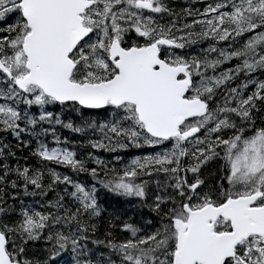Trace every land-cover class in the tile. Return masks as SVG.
<instances>
[{
	"label": "snow or ice",
	"instance_id": "1",
	"mask_svg": "<svg viewBox=\"0 0 264 264\" xmlns=\"http://www.w3.org/2000/svg\"><path fill=\"white\" fill-rule=\"evenodd\" d=\"M0 264H264V0H0Z\"/></svg>",
	"mask_w": 264,
	"mask_h": 264
},
{
	"label": "trees",
	"instance_id": "2",
	"mask_svg": "<svg viewBox=\"0 0 264 264\" xmlns=\"http://www.w3.org/2000/svg\"><path fill=\"white\" fill-rule=\"evenodd\" d=\"M125 207H130V206H128V205H125Z\"/></svg>",
	"mask_w": 264,
	"mask_h": 264
}]
</instances>
